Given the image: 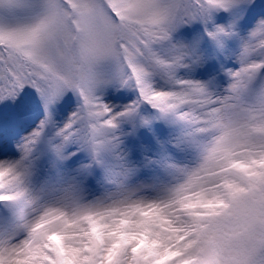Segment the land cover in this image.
I'll list each match as a JSON object with an SVG mask.
<instances>
[{
	"label": "snow or ice",
	"instance_id": "obj_1",
	"mask_svg": "<svg viewBox=\"0 0 264 264\" xmlns=\"http://www.w3.org/2000/svg\"><path fill=\"white\" fill-rule=\"evenodd\" d=\"M0 264H264V0H0Z\"/></svg>",
	"mask_w": 264,
	"mask_h": 264
}]
</instances>
